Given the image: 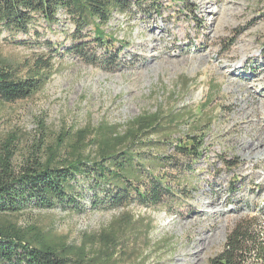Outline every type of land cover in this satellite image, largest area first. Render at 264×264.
<instances>
[{
	"label": "rangeland",
	"instance_id": "1",
	"mask_svg": "<svg viewBox=\"0 0 264 264\" xmlns=\"http://www.w3.org/2000/svg\"><path fill=\"white\" fill-rule=\"evenodd\" d=\"M157 1L158 11L146 0L145 7L114 14L107 24L105 32L120 49L112 68L99 63L102 48L92 51L96 63L65 51L73 26L63 11L52 25L36 16L28 35L1 32L0 61L18 78L32 75L37 58L52 59L50 71L39 72L42 88L25 99L0 101V150L14 137L17 166L45 134L100 121L122 125L157 108L188 112L206 123L198 130L205 148L184 199L111 208L94 204L91 182L78 178L74 209H33L16 221L76 245L113 226L119 250L106 264H211L238 222L251 220L264 237V139L256 138L264 131L258 112L264 102V0ZM191 123L184 118L169 140L183 139L195 128Z\"/></svg>",
	"mask_w": 264,
	"mask_h": 264
},
{
	"label": "trees",
	"instance_id": "2",
	"mask_svg": "<svg viewBox=\"0 0 264 264\" xmlns=\"http://www.w3.org/2000/svg\"><path fill=\"white\" fill-rule=\"evenodd\" d=\"M157 2L149 0L156 11ZM145 4L146 0H0V33L28 35L36 16L52 25L63 11L73 26L67 34L71 43L65 51L96 63L98 58L92 51L102 48L104 55L99 63L112 68L118 62L120 49L114 48L116 39L105 32V27L114 14L129 16ZM45 45L49 51L58 52L51 41H45ZM51 59L52 55L48 60L37 58L34 68L29 69L32 75L24 78H18L10 66L0 61V101L25 99L42 88L45 79L38 75L40 71H50ZM187 113L181 116L157 108L122 125L100 121L93 127L45 134L21 155L17 166L12 164L15 138H7L0 150V264H106L114 259L119 245L113 226L101 231L93 241L76 245L69 243L66 236L37 224L21 226L16 219L33 209H74L78 178L91 182L94 204L111 208L132 202L156 207L184 199L189 183L196 180L194 165L205 148L198 130L206 124ZM184 118L192 120L190 126L195 128L178 137L183 139L169 140L175 134L172 128ZM210 262L264 264V237L251 220L238 222Z\"/></svg>",
	"mask_w": 264,
	"mask_h": 264
},
{
	"label": "bare ground",
	"instance_id": "3",
	"mask_svg": "<svg viewBox=\"0 0 264 264\" xmlns=\"http://www.w3.org/2000/svg\"><path fill=\"white\" fill-rule=\"evenodd\" d=\"M203 7L205 8V10H208V9H209L208 6H205V5H204ZM210 12H211V14H213L214 11L210 10ZM241 110H243L242 115H243V116H246V115H247V111H246L245 109H243V108H241ZM258 112H259L261 115L264 114V102H263V101L260 102V106H259ZM243 118H244V117H243ZM262 134H263V135H259V136L256 137V138H261V140H263V139H264V131H262ZM263 213H264V211H263Z\"/></svg>",
	"mask_w": 264,
	"mask_h": 264
}]
</instances>
